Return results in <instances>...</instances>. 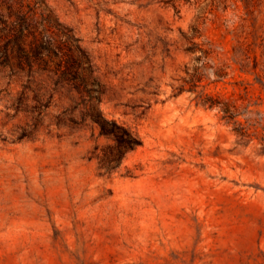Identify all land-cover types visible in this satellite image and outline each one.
<instances>
[{
    "label": "rangeland",
    "instance_id": "374dc122",
    "mask_svg": "<svg viewBox=\"0 0 264 264\" xmlns=\"http://www.w3.org/2000/svg\"><path fill=\"white\" fill-rule=\"evenodd\" d=\"M20 1L63 48L32 68L4 23ZM44 1L97 80L62 74L38 0H0V264H264V0ZM197 56L252 137L178 93Z\"/></svg>",
    "mask_w": 264,
    "mask_h": 264
},
{
    "label": "trees",
    "instance_id": "16d2710c",
    "mask_svg": "<svg viewBox=\"0 0 264 264\" xmlns=\"http://www.w3.org/2000/svg\"><path fill=\"white\" fill-rule=\"evenodd\" d=\"M38 3L41 4V7L44 11L40 16L42 17L43 22H45V31L47 32V24L51 27H60L65 29L67 33V42L71 43L72 45V47L69 48V56L71 62H65V65L62 66V74L67 75L69 73H74L73 69L76 65L78 68L81 69V72L84 73L85 76H87L86 78H90L96 81L97 79L94 75L95 68L88 54L82 48L80 40L73 32V29L61 23L54 11L47 5L44 0H38L37 4ZM9 7L12 6L9 5ZM24 7V3L20 1L17 11L14 12V14H10V17L15 18V20H6L4 23L7 25L8 28V39L12 41L21 51L22 57L27 60V66L32 68L34 66V62H32L31 59L32 56L42 57L45 60V51H50L56 54V56H58L59 53L62 52L63 48L61 46V42H57L56 40L47 37L44 34V30L39 31L38 24L36 22V17L38 13L36 9L30 8L29 11L26 12ZM45 12H47V15L45 14ZM194 37L195 36L189 37L185 35V38L187 40L193 39ZM197 51L198 50L195 47L186 49V52L191 55L195 54ZM202 52L204 55H206L204 57H208L212 54V52L210 51ZM204 57H195L193 59L195 61V65L192 67L186 65L185 76L181 78L183 84L178 87V93L182 94L184 92H191L193 94H196L194 98V100L196 101V105L198 107L201 106L207 110H216L219 114H222L221 120L225 121L227 124H233L235 126L234 131L236 132V135H238L241 141L252 137V134H250V126H246L239 120V117L241 115L249 112L248 109L250 106H246L245 110L242 111L241 106H239L237 102L232 100L231 98H225L219 94L213 95L205 93L204 91H199L202 82L207 77L206 66L201 65ZM214 73L217 78L212 83L222 82L228 76V74L223 68L215 70ZM243 89L245 93H248V86L244 85ZM97 101H100L99 96L97 97ZM93 109H96V103H93ZM97 112L98 114L97 116H94V121L100 127L101 133L106 136L112 134L115 135L114 131L110 128V126L118 128L117 124L115 122L108 121L101 114V112L98 111V109ZM118 140L121 145H126V142L119 136Z\"/></svg>",
    "mask_w": 264,
    "mask_h": 264
}]
</instances>
